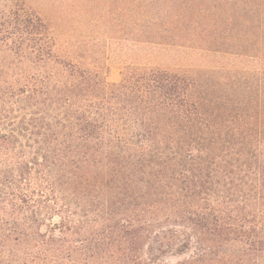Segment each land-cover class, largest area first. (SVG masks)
I'll return each mask as SVG.
<instances>
[{
	"label": "trees",
	"instance_id": "1",
	"mask_svg": "<svg viewBox=\"0 0 264 264\" xmlns=\"http://www.w3.org/2000/svg\"><path fill=\"white\" fill-rule=\"evenodd\" d=\"M116 4L120 47L239 53L237 33L261 63L244 71L256 84L244 76L232 97L207 70L132 59L109 83L90 28L71 41L34 12L1 29L22 52L8 98L32 103L0 114V264H261L264 0ZM26 146L32 157L11 162Z\"/></svg>",
	"mask_w": 264,
	"mask_h": 264
},
{
	"label": "rangeland",
	"instance_id": "2",
	"mask_svg": "<svg viewBox=\"0 0 264 264\" xmlns=\"http://www.w3.org/2000/svg\"><path fill=\"white\" fill-rule=\"evenodd\" d=\"M116 0H0V30H5L7 27L17 28L19 20L33 17L34 12L40 15L44 20L52 22L56 32H65L70 37L71 41L81 40L83 30L89 29L87 34L98 37L101 42V50L103 52L105 70L104 77L107 82H118L121 78L122 66L127 64L130 59L135 62H146L151 66L167 68L175 72H190L191 70H207L206 77L210 79L213 75L223 84V88L232 96V92H236L238 88L244 89L249 83L255 81L256 77H251L244 73L246 69H259L261 66L256 60L250 58L247 48L239 47L236 39L237 33L231 37L228 36L226 42L230 43L231 49H240L239 53L231 51H214V50H199L198 42L191 40L186 41L181 39L172 47H161L159 49L133 47L126 45L120 47V43L110 39L108 34L111 28L114 27V10ZM83 13L96 14L92 24L87 26V22L81 18ZM106 13L104 16L103 14ZM30 30V25H29ZM87 28V29H86ZM227 35L233 31L225 29V26L220 27ZM236 32H240L237 30ZM193 33V32H192ZM184 34L180 32V35ZM224 34V33H223ZM225 34V35H226ZM177 33L175 38H177ZM4 42H0V114H5L6 110L12 106L15 109L20 107L30 106L32 102L28 99L8 98L6 93L8 82L13 75L18 72V66L15 64L21 58L22 52L10 43V39L2 38ZM17 41V39L15 40ZM186 41L193 44L194 47H188L187 43L184 46H179L181 42ZM218 42V39L216 40ZM12 46V51H7L5 44ZM234 50V51H235ZM147 55V56H145ZM212 74H209L211 73ZM244 76H249L248 82ZM230 78V79H229ZM251 78V79H250ZM235 82V83H234ZM203 83L208 86L211 82L204 80ZM235 86V87H234ZM233 97V96H232ZM15 102V103H14ZM25 144V140L21 138ZM28 144L35 146L32 141ZM32 157L31 148L25 147L24 154H12L14 161H26ZM8 162V161H7ZM56 220V218L54 219ZM181 257H168L170 264H177ZM261 264H264V256L260 259Z\"/></svg>",
	"mask_w": 264,
	"mask_h": 264
}]
</instances>
